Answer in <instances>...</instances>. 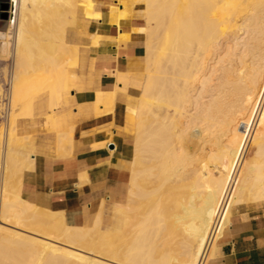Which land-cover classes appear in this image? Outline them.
Wrapping results in <instances>:
<instances>
[{
	"label": "bare ground",
	"instance_id": "bare-ground-1",
	"mask_svg": "<svg viewBox=\"0 0 264 264\" xmlns=\"http://www.w3.org/2000/svg\"><path fill=\"white\" fill-rule=\"evenodd\" d=\"M12 1L6 39L0 33V58L11 63L0 109V264H215L233 211L264 203V0H141L145 68L125 195L113 224L100 201L81 226L23 200L22 176L9 180L35 98L46 94L61 127L77 87L69 33L93 3ZM70 136L59 132L57 145L70 148Z\"/></svg>",
	"mask_w": 264,
	"mask_h": 264
},
{
	"label": "crops",
	"instance_id": "crops-1",
	"mask_svg": "<svg viewBox=\"0 0 264 264\" xmlns=\"http://www.w3.org/2000/svg\"><path fill=\"white\" fill-rule=\"evenodd\" d=\"M91 1L93 7L81 12L77 22L79 38L71 43L77 87L70 90V103L59 116L61 127L55 130L51 125L42 94L18 133L26 138L18 148L16 166L22 176L21 198L40 210L63 215L71 226L90 225L101 202L106 212L103 223L113 224L108 209L125 195L134 111L144 72L141 0ZM121 8L127 12L125 19L118 18ZM59 132L71 135L70 148L57 145ZM60 148L70 150L69 154L62 151L60 157ZM263 207L264 203L237 208L215 264H264Z\"/></svg>",
	"mask_w": 264,
	"mask_h": 264
},
{
	"label": "rangeland",
	"instance_id": "rangeland-1",
	"mask_svg": "<svg viewBox=\"0 0 264 264\" xmlns=\"http://www.w3.org/2000/svg\"><path fill=\"white\" fill-rule=\"evenodd\" d=\"M11 1L12 0H10V5H11ZM13 2V1H12ZM141 6H142V9L144 10V5H143V3L141 2ZM13 8H14V2H13ZM7 14H8V16H9V14H10V9H9V11H7ZM0 15H1V12H0ZM11 15V14H10ZM80 17V16H79ZM9 19V18H8ZM80 18H78V22L80 21L79 20ZM10 20H8V21H6V20H2V19H0V33L1 34H3V38H5L6 39V37H7V31H8V29H9V27H11L10 26V22H9ZM4 25H6V29H5V31L4 32H1V30H2V28L4 27ZM76 29L74 30V31H71L70 33H69V38H68V42L69 43H72L73 41H74V39H77V38H79V31L80 30H78L77 29V27H75ZM71 36V37H70ZM73 37V38H72ZM3 38H0V41H1V39H3ZM144 42H145V35H144ZM144 45V44H143ZM144 52H145V49H144ZM10 62L8 61V58L7 59H1L0 58V91L2 92V93H0V109H1V107H4L5 106V94H7V79L5 78V76H4V71H5V73H7V71H9L10 70ZM144 68H145V62H144ZM3 75V76H2ZM4 77V78H3ZM4 80H3V79ZM143 79H144V77H143ZM142 82H143V80H142ZM6 85V86H5ZM4 97V98H3ZM4 112L3 111H0V132L2 133H0L1 135H3V134H5V132H6V130L5 129H7L6 128V125H5V118H4V114H3ZM22 146V143H20V144H18V146H17V150H16V153H15V155L13 156V162H14V164H13V167L12 168H10V171H11V178H10V180H9V185L10 186H12L17 180H18V178H19V176L17 175V170H16V166H17V159H18V148L19 147H21ZM129 165H130V160L128 161V163H127V165H126V169H127V171L129 172ZM126 188V185H125V187L123 188V190H122V193H123V191H124V189ZM125 193V192H124ZM116 206V205H115ZM115 206H113L111 209L109 208L108 210H111L112 211V213H113V217L112 218H114V216H117V215H114V214H116V213H114V209H115ZM237 210V209H236ZM236 210H234L233 212H235ZM116 219H118L117 217H116ZM221 255V253L219 252V253H217L216 254V256H220Z\"/></svg>",
	"mask_w": 264,
	"mask_h": 264
},
{
	"label": "water",
	"instance_id": "water-1",
	"mask_svg": "<svg viewBox=\"0 0 264 264\" xmlns=\"http://www.w3.org/2000/svg\"><path fill=\"white\" fill-rule=\"evenodd\" d=\"M10 9V0H0V19L2 20H8L9 16L7 14V11ZM6 29V25L2 28L1 32H4Z\"/></svg>",
	"mask_w": 264,
	"mask_h": 264
}]
</instances>
